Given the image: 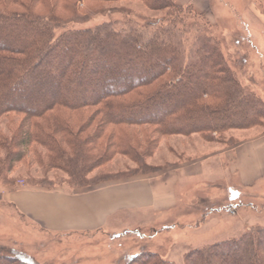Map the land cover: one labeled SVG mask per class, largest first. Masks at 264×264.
<instances>
[{"label": "trees", "instance_id": "1", "mask_svg": "<svg viewBox=\"0 0 264 264\" xmlns=\"http://www.w3.org/2000/svg\"><path fill=\"white\" fill-rule=\"evenodd\" d=\"M115 1L0 0V118L12 116L6 117L9 134L0 132V174L27 153L35 158V145L43 150L44 161L36 159L46 169L63 171L70 184L84 182L115 155L141 163L133 128L209 141L213 134L264 120V102L239 84L206 26L184 23L178 16L184 8L172 0H138L150 10L169 11L167 20L145 26L126 19L118 28L109 22L70 27L86 21L78 2L87 3V10L88 4ZM184 11L203 21L189 6ZM120 48L128 49L124 56ZM147 258L143 264H171L156 255ZM186 260L264 264V227L194 249ZM0 264L33 263L5 250Z\"/></svg>", "mask_w": 264, "mask_h": 264}, {"label": "rangeland", "instance_id": "2", "mask_svg": "<svg viewBox=\"0 0 264 264\" xmlns=\"http://www.w3.org/2000/svg\"><path fill=\"white\" fill-rule=\"evenodd\" d=\"M172 1L184 10L189 6L202 18L203 21L184 10L178 14L186 24L206 26L207 34L218 43L239 84L264 102V0H190L186 5ZM88 5L90 9L101 10L86 14L87 3L78 2V14L86 21L69 24L70 27H94L109 22L118 28V23L122 25L126 19L145 26L169 16L168 10L153 11L138 0ZM10 8L21 12L18 7ZM40 8L41 5L35 7L34 13H39ZM176 26L181 23L176 21ZM59 31L55 29L54 34ZM189 35L184 34L183 39L189 42ZM127 51L120 48L117 53L124 56ZM6 117L0 118V132L4 135L12 128L7 122L12 116ZM14 124L13 120L11 125ZM138 131L133 128L132 135L130 131L122 136L131 135L135 139L132 141L136 142L133 146L140 155V164L134 157L115 155L93 169L84 182L76 180L70 184L63 171L46 169L36 159L44 161L43 150L35 145L30 150L37 154L35 158L32 152L27 153L9 172L3 171L0 252L10 251L33 264H143L151 255L171 264H186L187 253L194 249L237 240L257 227H264V177L249 187L235 176L227 179L222 173L224 164L238 149L264 143V120L253 128L229 130L221 136L213 134L209 141L198 135L161 137L151 128ZM171 183L175 184L176 201L172 209L164 204L166 209L151 212L139 206L106 218L90 232L46 230L9 200L10 194L24 188L84 196L102 189L130 186H147L149 190L158 186L167 193V185Z\"/></svg>", "mask_w": 264, "mask_h": 264}, {"label": "crops", "instance_id": "3", "mask_svg": "<svg viewBox=\"0 0 264 264\" xmlns=\"http://www.w3.org/2000/svg\"><path fill=\"white\" fill-rule=\"evenodd\" d=\"M177 1L184 4L190 2ZM224 168L222 173L225 178L235 176L241 184L253 186L264 177V143L262 145L252 143L251 146L238 149L230 161L224 164ZM200 175L201 173L198 176ZM174 185V183L167 185V193L158 186L150 190L147 186H130L124 189H102L84 196L62 191L42 193L24 188L10 194L9 200L13 201L20 212L38 221L46 230L58 233L70 230L90 232L99 227L106 218L134 210L139 206L151 212L166 207L172 209L176 204Z\"/></svg>", "mask_w": 264, "mask_h": 264}]
</instances>
